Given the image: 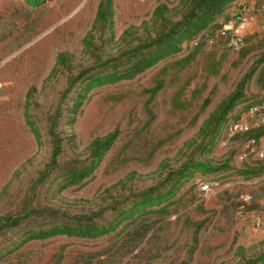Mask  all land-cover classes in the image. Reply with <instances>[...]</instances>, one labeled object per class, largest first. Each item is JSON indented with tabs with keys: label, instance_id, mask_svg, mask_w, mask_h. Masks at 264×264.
I'll return each instance as SVG.
<instances>
[{
	"label": "rangeland",
	"instance_id": "1",
	"mask_svg": "<svg viewBox=\"0 0 264 264\" xmlns=\"http://www.w3.org/2000/svg\"><path fill=\"white\" fill-rule=\"evenodd\" d=\"M263 96L264 0H0V264H264Z\"/></svg>",
	"mask_w": 264,
	"mask_h": 264
},
{
	"label": "built area",
	"instance_id": "2",
	"mask_svg": "<svg viewBox=\"0 0 264 264\" xmlns=\"http://www.w3.org/2000/svg\"><path fill=\"white\" fill-rule=\"evenodd\" d=\"M253 21V15H251L250 7H247L246 5H242V7L237 11L235 17H234V28L232 30V35L230 37L231 43H238L243 38V32L245 28ZM254 118L255 116H261L264 117V96L260 102L259 106L251 107L247 115L243 116L241 121L238 123H231L230 129L234 131H239L242 133L249 132L253 127L258 128L259 125L253 121H248L247 117ZM256 143V140L254 138H250L247 141V148L252 151L254 145ZM262 156V153H260ZM208 189L207 183H202L200 186V191L205 192Z\"/></svg>",
	"mask_w": 264,
	"mask_h": 264
},
{
	"label": "trees",
	"instance_id": "3",
	"mask_svg": "<svg viewBox=\"0 0 264 264\" xmlns=\"http://www.w3.org/2000/svg\"><path fill=\"white\" fill-rule=\"evenodd\" d=\"M215 8V6H214V4L213 5H208V6H206V10H212V9H214ZM188 26H189V31L190 32H193V33H196L199 29H200V26L198 25V27H195V28H193L192 26H190L189 24H188ZM163 54H160L156 59H149V60H147V61H145L142 65H141V68H146V67H148V66H150L151 64H153L157 59H160V58H163Z\"/></svg>",
	"mask_w": 264,
	"mask_h": 264
}]
</instances>
